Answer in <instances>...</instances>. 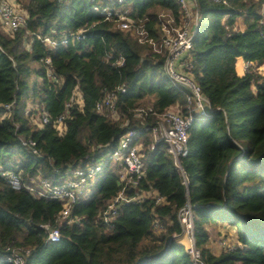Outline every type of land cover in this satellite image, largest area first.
<instances>
[{
	"label": "trees",
	"instance_id": "1",
	"mask_svg": "<svg viewBox=\"0 0 264 264\" xmlns=\"http://www.w3.org/2000/svg\"><path fill=\"white\" fill-rule=\"evenodd\" d=\"M114 1L144 21L150 36L162 35L165 12L181 21L177 0ZM26 22L12 33L0 25V163L20 175L57 181L67 170L86 163L103 168L80 195L70 216L57 217L62 203L35 197L25 187L13 189L0 176V264L13 250L26 249L20 264H192L179 242L177 213L192 206L193 235L206 264H264V0H195L198 21L193 35L192 79L210 110L195 116L188 129L187 152L180 159L186 182L173 165L164 142L150 148L149 129L158 115L177 106L188 114V89L164 72L165 53L139 43L132 30L92 10L89 0H16ZM241 17L245 28L235 29ZM82 30L84 38L69 34ZM68 37L54 47L36 35ZM122 57L123 63L116 62ZM50 59L53 76L44 60ZM241 58L251 66L236 70ZM37 64V66H35ZM118 85L114 107L96 110L105 92ZM67 108V116L54 120ZM10 104L6 109L2 105ZM152 106L146 117L133 110ZM49 117L41 122V114ZM141 142L143 175L139 188L163 197L126 204L108 228L99 213L120 190L121 165L107 159L128 130ZM35 142L39 154L22 144ZM157 220L161 228L156 229ZM39 224L57 227L60 238L47 241ZM230 227L236 244L215 254L208 227ZM232 246V247H231Z\"/></svg>",
	"mask_w": 264,
	"mask_h": 264
},
{
	"label": "built area",
	"instance_id": "2",
	"mask_svg": "<svg viewBox=\"0 0 264 264\" xmlns=\"http://www.w3.org/2000/svg\"><path fill=\"white\" fill-rule=\"evenodd\" d=\"M92 2L93 11L102 14L106 20L113 21L119 29L132 30L139 43H145L152 47L156 52L165 53L164 72L172 83H177L188 89L187 106L190 111L184 114L177 106H173L158 115V120L149 129L150 148L156 143L164 142L167 145L168 152L172 158L173 165L179 170L184 182L186 177L180 166L181 157L187 152L188 129L195 116L205 117L210 110L207 99L202 95L199 86L192 79L193 63L191 59V50L193 47V35L198 21L195 0H177L181 7V21L177 26H172L173 18L161 12L159 16L162 21V35L155 39L150 36L145 28L144 21L134 20L129 9L120 3L123 0H115L120 5H115L114 1L103 3L99 0H89ZM219 1V0H216ZM221 1V0H220ZM226 3L225 0H222ZM167 16V19L164 17ZM27 13L21 9L16 0H0V25L8 33H12L26 22ZM82 30L71 32L68 37L75 40H82L84 35ZM42 42L50 47L58 44H67L68 37L61 36L59 39L49 35H36ZM118 65L123 63L120 57L116 62ZM48 76H53V68L50 59L44 60ZM251 66L248 61L243 62V70ZM126 91L124 85H118L110 91L105 92L100 101L96 103V110L103 108L109 109L114 117H117L114 102L119 93ZM4 108L9 109L10 104H3ZM71 102L66 103V109L54 120L53 124L60 130L62 120L67 116V108ZM139 116H148L155 114L152 106H139L133 110ZM41 122L49 121L48 115L42 113ZM138 133L131 129L128 130L119 140L117 146L108 154L107 159L117 162L121 165L119 170V179L121 181L120 190L107 202L105 208L99 213V219L108 228H112L113 222L119 210L126 204L140 203L145 199H153L155 203L163 201V197L152 190H142L139 188L140 180L143 175L142 154L140 153L141 142H137ZM34 154H39L36 144L31 139L23 140ZM102 163H86L77 166L74 169L67 170L57 181L53 182L47 178L33 179L29 184L23 185L19 174L3 169L0 163V176L7 178L10 186L19 190L25 187L35 197H46L57 200L62 203V207L57 215L66 222H79V216H70L73 204L80 195L89 194V187L95 181L96 177L102 171ZM177 218L181 226L179 234L174 237L183 236L187 242L185 252L189 255L192 264H206L202 259L200 250L195 245L193 235L192 206L186 203L177 213ZM47 231V241H57L60 238V232L57 227L49 224H39ZM156 229L161 228L157 220L153 221ZM224 240L222 244H224ZM26 249L13 250L10 254L4 256V261L20 264L23 260V254Z\"/></svg>",
	"mask_w": 264,
	"mask_h": 264
},
{
	"label": "rangeland",
	"instance_id": "3",
	"mask_svg": "<svg viewBox=\"0 0 264 264\" xmlns=\"http://www.w3.org/2000/svg\"><path fill=\"white\" fill-rule=\"evenodd\" d=\"M163 13L167 14L165 12H163ZM164 18L167 19V16H165ZM35 66H37V64H35ZM262 67H264V66L262 65ZM215 228L216 229L212 230L210 233L211 234V242L209 245L212 248H214L216 250L217 249L222 250V248L225 247L226 244H228L229 246L236 244V236H235V232H234L233 228H230V227H215ZM223 240L225 242L224 244H222ZM179 241L183 242L182 239ZM182 244L185 247V245L187 244L186 240Z\"/></svg>",
	"mask_w": 264,
	"mask_h": 264
},
{
	"label": "crops",
	"instance_id": "4",
	"mask_svg": "<svg viewBox=\"0 0 264 264\" xmlns=\"http://www.w3.org/2000/svg\"><path fill=\"white\" fill-rule=\"evenodd\" d=\"M245 28V25H244V23H243V19L241 18V17H239L238 19H237V21H236V23H235V29H237V30H243ZM243 60L241 59V58H239L238 60H237V62H236V70H237V72L239 73V74H242V73H244V70H243ZM264 66V65H263ZM261 69H264V67H262L261 66ZM214 229H216L215 227H213V226H210V227H208V230H209V235H210V242H211V231L212 230H214ZM220 229V228H219ZM218 229V230H219ZM217 230V231H218ZM183 240V242H180L181 244L182 243H184V241H185V238L183 237V236H179V240ZM210 242H209V244H210ZM183 245V244H182ZM209 247H210V249H211V251L213 252V253H215V254H219L220 252H221V250L220 249H214V248H212L210 245H209Z\"/></svg>",
	"mask_w": 264,
	"mask_h": 264
}]
</instances>
